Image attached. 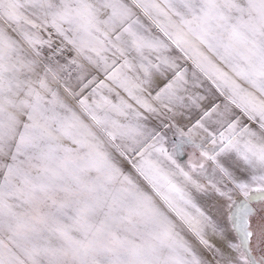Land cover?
I'll use <instances>...</instances> for the list:
<instances>
[{
  "label": "snow or ice",
  "instance_id": "obj_1",
  "mask_svg": "<svg viewBox=\"0 0 264 264\" xmlns=\"http://www.w3.org/2000/svg\"><path fill=\"white\" fill-rule=\"evenodd\" d=\"M0 264H264V0H0Z\"/></svg>",
  "mask_w": 264,
  "mask_h": 264
},
{
  "label": "rangeland",
  "instance_id": "obj_2",
  "mask_svg": "<svg viewBox=\"0 0 264 264\" xmlns=\"http://www.w3.org/2000/svg\"><path fill=\"white\" fill-rule=\"evenodd\" d=\"M182 160L186 161V160H187V156H184V157L182 158Z\"/></svg>",
  "mask_w": 264,
  "mask_h": 264
}]
</instances>
